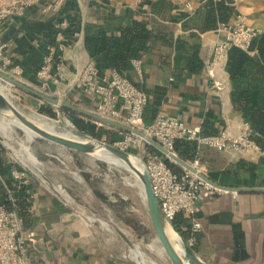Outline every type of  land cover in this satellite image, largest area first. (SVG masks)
<instances>
[{"label":"crops","instance_id":"0c3cea01","mask_svg":"<svg viewBox=\"0 0 264 264\" xmlns=\"http://www.w3.org/2000/svg\"><path fill=\"white\" fill-rule=\"evenodd\" d=\"M207 0H64L58 11L29 8L23 16L0 22V46L11 58L8 72L32 86L39 85L37 72L54 48L51 71L59 78L50 91L61 100L95 109L97 103L76 89L74 79L89 62L109 75L115 69L108 55L93 57L86 36L99 26L117 27L138 14L153 24L168 27L167 35L152 39L125 71L145 91L148 103L143 121L149 124L159 113L176 116L204 134L227 130L236 136L250 130L242 113L234 108L227 62L213 61L215 44L226 37L223 23L241 18L264 31V0H225L233 6L227 22L204 32L195 28L194 15ZM241 13V16L236 17ZM192 35L200 41V72L189 69ZM66 43L63 50L60 43ZM1 57L0 63H2ZM139 61L140 70L134 64ZM14 72V71H13ZM81 115V114H80ZM111 128V126H110ZM114 132V131H113ZM115 133V132H114ZM0 155V205L11 202L26 220L34 241L29 254L45 264H131L106 230H98L79 218L61 197L34 179L22 182L14 177L15 166ZM196 157L209 166V177L225 186L264 187V153L257 150H217L203 146ZM26 207V208H23ZM21 214V213H20ZM194 219L202 224L192 245L209 264H264V192L224 190L198 202ZM190 228L191 221L189 220ZM107 230L108 227L104 226ZM192 237V232H191ZM190 237V238H191ZM127 241V240H126ZM128 242V241H127ZM129 243V242H128ZM121 246V245H120Z\"/></svg>","mask_w":264,"mask_h":264},{"label":"built area","instance_id":"2783aa9c","mask_svg":"<svg viewBox=\"0 0 264 264\" xmlns=\"http://www.w3.org/2000/svg\"><path fill=\"white\" fill-rule=\"evenodd\" d=\"M63 3L64 0H0V22L6 18L23 16L29 8L37 4L42 5L43 12L51 10L55 12ZM221 30L225 31L226 37L215 44L212 52L213 61L221 63L228 62L229 50L234 46L248 50L259 32L241 18L231 23H223ZM3 47L0 46V55H3ZM65 47L64 42L58 45L59 50ZM53 50L54 48H50V53L44 57L37 72L39 86L45 90H50L52 83L59 82L58 76L51 71ZM11 64V58L3 55L0 70L6 71ZM134 64L140 70L139 61L134 60ZM12 73L15 74V70H12ZM74 86L96 101L95 112L144 131L145 135L172 152L176 153L175 141L187 140L195 142L198 151L201 147L207 146L222 151L257 150L264 153L251 139V130L236 136L229 134L227 130L217 134H204L200 128L189 126L180 118L165 113L157 114L151 123L145 124L143 114L148 103L147 94L117 70L109 75H100L99 68L89 62L76 75ZM123 134L122 140L116 146L128 151L140 149L162 212L170 221L180 213L191 221L192 237L188 241L192 244L194 234L202 229V224L194 219L198 202L206 196H214L224 191L202 177V175L209 177V166L199 157H195L187 162L197 172L179 164L182 169L176 171L168 164L167 159L173 163L175 161L148 143L144 136L126 131ZM145 144L155 148V151L144 150ZM14 177L22 182L26 181L21 180L22 175L18 170L14 171ZM33 241V234L19 211L0 205V264H45L42 260L31 259L29 248Z\"/></svg>","mask_w":264,"mask_h":264},{"label":"rangeland","instance_id":"374dc122","mask_svg":"<svg viewBox=\"0 0 264 264\" xmlns=\"http://www.w3.org/2000/svg\"><path fill=\"white\" fill-rule=\"evenodd\" d=\"M238 16L244 18L241 13L236 17ZM1 57L3 55H0V60ZM6 71L3 72L15 75L10 74L9 69ZM0 86L14 104L33 119L56 125L66 124L77 131L80 130L74 119L91 120L96 124V134L93 137L113 145H117L124 136V131L116 127L110 128L108 124L74 111L66 112L60 105L42 100L2 79ZM32 87L51 96L61 97L38 84ZM41 107L50 108L55 115L41 112ZM90 110L95 111L93 108ZM33 136L31 138L27 131L0 116V143L7 160L22 175L21 180L34 179L44 188L57 193L79 218L100 231L106 230L107 235L103 236L109 237L116 244V250L119 246L123 257L132 264H171L151 225L142 188L130 171L123 166L111 165L92 155ZM129 151L144 161L140 149ZM29 152H33L37 164L29 159ZM97 155L116 164L101 151ZM101 220L108 223V230ZM125 237L129 239V243Z\"/></svg>","mask_w":264,"mask_h":264},{"label":"trees","instance_id":"16d2710c","mask_svg":"<svg viewBox=\"0 0 264 264\" xmlns=\"http://www.w3.org/2000/svg\"><path fill=\"white\" fill-rule=\"evenodd\" d=\"M232 12L233 6L225 0H207L194 15L195 28L201 32L216 29L230 19ZM148 18L138 14L130 22L117 27L99 26L95 35L86 36V47L93 57L106 53L114 69L124 74L132 66V60L147 48L152 39H161L167 35V26L153 24ZM199 49L200 41L197 35H192L189 69L196 73L203 68ZM227 70L232 84L231 99L234 108L242 113L250 126L251 139L264 152V31L258 32L248 50L236 46L229 50ZM64 111L72 110L64 108ZM41 112L55 115L50 108L41 107ZM74 123L80 131L96 134V124L91 120L76 118ZM143 149L155 151L148 144ZM4 151L0 143V153ZM175 151L184 160H192L196 157L197 145L192 141L177 140ZM167 161L174 170L181 171V166L168 159ZM2 163L4 158L0 155V164ZM6 206L17 209L11 202ZM20 213L31 220L27 211ZM172 223L187 240L190 239V223L184 214H178Z\"/></svg>","mask_w":264,"mask_h":264},{"label":"water","instance_id":"95a60500","mask_svg":"<svg viewBox=\"0 0 264 264\" xmlns=\"http://www.w3.org/2000/svg\"><path fill=\"white\" fill-rule=\"evenodd\" d=\"M0 79L8 82L9 84L19 87L22 90L42 99L49 103L60 105L62 108L70 109L74 112H77L81 115H85L90 119L95 121H99L105 124H108L112 127H116L122 131L133 132L137 135L144 136L145 139L154 146L157 150L162 152L164 155H167L168 158L175 161V163L186 167L187 169L197 172L195 168H193L187 160L181 158L177 153L172 152L165 148L162 144H160L155 139L151 138L148 135H145L144 131L128 126L122 122L113 120L111 118H107L103 115L98 114L95 111L90 109L83 108L79 105L73 104L68 100L62 99L58 97L51 96L43 91H40L23 81L15 78L12 75H9L2 70H0ZM0 116L6 119L16 118L18 119L24 126L34 131L38 137L56 143L65 148L83 152L86 154H90L92 151H101L109 154L112 157L117 158L118 160L124 162L122 165L128 171H130L138 180L143 195L146 200L147 209L150 217V222L155 231L159 242L161 243L164 251L170 259L171 264H209L194 248V246L174 227L172 221L168 220L164 213L162 212L160 203L157 197L154 194L151 185V179L146 168L145 161L142 158L136 156L133 152L124 150L116 145L110 144L108 142L99 140L93 135H89L82 131H77L82 136H88L91 138L93 142H83L80 140L68 138L61 134H56L54 132H50L40 125H38L33 118L26 115L23 111H21L14 102L9 98L5 91L0 90ZM135 159H138L140 163L136 162ZM208 182L213 184L214 186L221 188L223 190L241 192V191H263L264 187H233V186H225L218 182H215L209 177L202 175ZM174 233V236H178L174 238L171 235ZM126 238V237H125ZM129 242V239L126 238ZM140 264V262H137Z\"/></svg>","mask_w":264,"mask_h":264},{"label":"bare ground","instance_id":"6f19581e","mask_svg":"<svg viewBox=\"0 0 264 264\" xmlns=\"http://www.w3.org/2000/svg\"><path fill=\"white\" fill-rule=\"evenodd\" d=\"M0 90L4 91V88H3L2 86H0ZM60 100H61V99H60ZM2 118H3V117H2ZM3 119L8 120V121H10L12 124H14V125L20 127L21 129L27 131L28 135H29L31 138L34 137L33 135H35L36 137H38L37 134H36L34 131H32V130H30L29 128H27L26 126H24V125H23L18 119H16V118H12V119H6V118H3ZM34 120H35V122H36L38 125H40L41 127H43L44 129H46V130H48V131H50V132H54V133H56V134H61V135L66 136V137H68V138H72V139L80 140V141H83V142H93V141L91 140V138H89L88 136H82V135H80L75 129L69 127V126L66 125V124H64V125H58V124H57V125H56V124H54V123L42 122V121H39L38 119H34ZM7 144H8V143H7ZM8 145L11 147V144H8ZM12 147H13V146H12ZM26 147H27V146H26ZM30 150H31V149H30ZM99 152H100V151H92L89 155H92V156L96 157L97 159L103 160V161H105V162H107V163H109V164H111V165H115V166H118V167L124 165V162L118 160V159L115 158V157L110 156V155L107 154V153H105V154L108 155V156H110V157L112 158V161L116 162V164H114L113 162H110V161H108L107 159H104V158H102V157H98L97 154H98ZM29 153H30V154H29V159H30L32 162L36 163V162H37V159H36L35 155L33 154V152H29ZM103 153H104V152H103ZM135 160H136V162L140 163L138 159H135ZM36 164H37V163H36ZM91 219L94 220L93 217H91ZM101 221H102V223L104 224V226H106V227L109 228V225H108V223H107L105 220H101ZM171 235L174 236V233H171ZM174 238H177V239H178V236H174ZM157 240H158V238H157ZM135 250H138V248H136ZM130 252H131V250H130ZM132 253H133V252H132Z\"/></svg>","mask_w":264,"mask_h":264}]
</instances>
